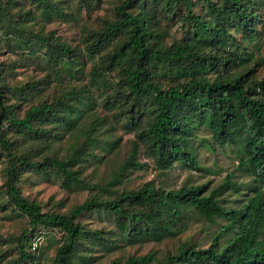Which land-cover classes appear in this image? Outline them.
<instances>
[{"label": "trees", "instance_id": "trees-1", "mask_svg": "<svg viewBox=\"0 0 264 264\" xmlns=\"http://www.w3.org/2000/svg\"><path fill=\"white\" fill-rule=\"evenodd\" d=\"M40 19L73 22L77 33L44 31ZM0 23V211L27 220L0 263L36 264L47 230L57 237L51 264L95 263L119 241L169 239L178 244L164 253L108 264H264V0H0ZM107 116L134 145L99 185L81 174L102 159L94 132ZM200 126L212 143L238 145L251 176L239 205L220 202L238 189L231 175L207 193L204 184L123 186L130 168L147 166L138 145L159 171L199 167L190 141ZM49 172L89 195L61 211L25 193L26 178ZM94 214L110 225L87 226ZM200 217L225 221L206 247L180 238Z\"/></svg>", "mask_w": 264, "mask_h": 264}, {"label": "rangeland", "instance_id": "rangeland-1", "mask_svg": "<svg viewBox=\"0 0 264 264\" xmlns=\"http://www.w3.org/2000/svg\"><path fill=\"white\" fill-rule=\"evenodd\" d=\"M38 26L44 31L56 30L58 34L68 39L73 38L77 33L73 22L58 20L47 23L40 19ZM260 28L263 29L262 26ZM261 43L264 44V32ZM261 76H264V66L261 68ZM106 114V111L98 108V115L100 117L106 116ZM83 120L85 121V119ZM94 135L99 139L94 150L97 154L101 153L103 156L101 160L93 159L90 163L86 164L81 176L86 177L93 184L99 183V185H102L110 176L111 170L115 169L130 156L134 145V136L132 132L125 131L119 125L115 124L109 116L99 122ZM73 139L74 137L67 133L62 137V147H66L68 141ZM190 145L195 147L194 155L198 160L199 167L190 168L176 163L173 167L163 172L156 169L144 147L138 145L135 159L139 162L146 163L147 166L139 169L130 168L126 178L122 182L123 186L128 189L138 188L148 180H154L167 188L174 189L183 184H204V191L207 193L210 189L222 183L227 175H231L238 189L230 187L220 197V202L224 206H237L247 194L251 193V187L249 186L251 176L240 166L239 153L237 152L238 145L236 143L226 144L224 146L212 143L210 131L206 127L200 126L191 139ZM2 174L3 164L0 163V184ZM23 189L28 195L38 198L42 203L50 202L49 206L55 205V209L59 208L61 211L68 209L75 202L82 201L89 195L87 189L75 187L67 189L62 186L52 172H49L47 175L41 173L30 175L24 180ZM96 190L94 187L93 193ZM104 195L106 196L108 194L105 193ZM46 209L48 207H45L44 210ZM83 221L87 226L93 228L108 227L110 225L109 222L100 218L98 214L86 216ZM224 223L225 221L222 219H216L214 223H210L201 217L192 219L190 228L181 234L180 238L196 242L200 247H206L210 243L211 236ZM26 226L27 220L24 218L16 216L9 217L7 212L0 211V250L6 247L9 236L19 235ZM45 233L38 238L39 257L36 264H51V256L53 255L57 237L50 234L47 230ZM177 244V239L163 240L160 243L148 241L135 245H124L123 241H119L120 248L111 253L104 252L103 249L97 250L94 254L98 256V260L95 263L88 264H108L113 258H123L128 254L141 255L150 250L164 253ZM0 264H10V261L6 259Z\"/></svg>", "mask_w": 264, "mask_h": 264}]
</instances>
